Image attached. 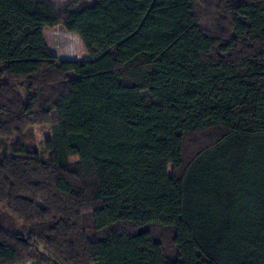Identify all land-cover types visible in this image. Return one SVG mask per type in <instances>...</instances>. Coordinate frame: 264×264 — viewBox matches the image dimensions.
I'll return each mask as SVG.
<instances>
[{
  "label": "trees",
  "instance_id": "obj_1",
  "mask_svg": "<svg viewBox=\"0 0 264 264\" xmlns=\"http://www.w3.org/2000/svg\"><path fill=\"white\" fill-rule=\"evenodd\" d=\"M84 1L0 0V264H264V0Z\"/></svg>",
  "mask_w": 264,
  "mask_h": 264
},
{
  "label": "rangeland",
  "instance_id": "obj_2",
  "mask_svg": "<svg viewBox=\"0 0 264 264\" xmlns=\"http://www.w3.org/2000/svg\"><path fill=\"white\" fill-rule=\"evenodd\" d=\"M57 7L64 5L67 0H49ZM85 0L84 2H88ZM211 4L207 2L202 8L203 22L210 24L213 17L214 0ZM46 38L51 51L60 59H74L78 54V36L74 33L67 32L61 24L55 25L51 29L46 31ZM51 125L50 124H35L32 125L27 131L26 142L30 148H35L40 153L43 159H47L48 152L45 150L44 141L50 135ZM12 144V143H11ZM10 144V145H11ZM70 160H75L72 157ZM0 222L8 230H15L21 226L20 221L9 216L4 208L0 206ZM161 233V232H160ZM31 260H25L18 264H32Z\"/></svg>",
  "mask_w": 264,
  "mask_h": 264
}]
</instances>
